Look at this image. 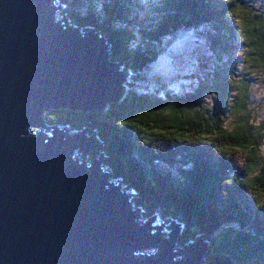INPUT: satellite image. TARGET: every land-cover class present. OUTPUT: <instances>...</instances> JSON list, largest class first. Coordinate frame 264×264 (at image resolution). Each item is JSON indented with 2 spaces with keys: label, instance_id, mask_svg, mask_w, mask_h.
Segmentation results:
<instances>
[{
  "label": "trees",
  "instance_id": "1",
  "mask_svg": "<svg viewBox=\"0 0 264 264\" xmlns=\"http://www.w3.org/2000/svg\"><path fill=\"white\" fill-rule=\"evenodd\" d=\"M57 2L60 15L109 39L128 90L106 113L53 109L45 123L84 137L97 133L105 165L132 192L141 217L175 220L181 241L201 236L205 264H264V86L249 85L251 74L264 80V10L249 0H157L159 14L139 18L138 0ZM167 36L174 43L202 40L212 58H203L200 46L176 54ZM162 48L170 58L160 55ZM235 49L242 55L239 74L232 67ZM186 59L199 77H165L155 68ZM105 133L125 142L120 151Z\"/></svg>",
  "mask_w": 264,
  "mask_h": 264
},
{
  "label": "water",
  "instance_id": "2",
  "mask_svg": "<svg viewBox=\"0 0 264 264\" xmlns=\"http://www.w3.org/2000/svg\"><path fill=\"white\" fill-rule=\"evenodd\" d=\"M55 3L0 0V264H204L201 236L188 245L175 220L141 217L103 143L45 123L102 111L127 76L109 39L56 19Z\"/></svg>",
  "mask_w": 264,
  "mask_h": 264
},
{
  "label": "rangeland",
  "instance_id": "3",
  "mask_svg": "<svg viewBox=\"0 0 264 264\" xmlns=\"http://www.w3.org/2000/svg\"><path fill=\"white\" fill-rule=\"evenodd\" d=\"M140 1V3L143 5V9L142 10H140L139 11V13H138V17L140 18H144V16L146 15L145 13H147L148 11H150L151 10V12H153L154 13V16H155V14H159V12L157 11V8H158V5H157V0H139ZM250 2H251V4L253 5V6H255L257 9H259V10H264V0H249ZM55 5H59V3L57 2V3H55ZM54 5V6H55ZM64 7L63 6H61V4H60V10H62ZM60 10H57L58 12H57V14H56V19H58V17H60V14H58L59 12H60ZM140 15V16H139ZM66 16L68 17V19L70 20V22L72 23V24H74V25H78V26H80V25H82V24H80L79 22H75L74 21V19H76V17L75 18H72V17H70L68 14H67V12H66ZM153 16V17H154ZM74 21V22H73ZM82 26H86V25H82ZM166 38H168V41H165V43H168V45H170L171 43L173 44L174 43V38H173V36H171V37H169V36H167ZM174 50L176 51V54H179V51H184V48L186 47V46H188V47H190V48H192V46L195 48V47H197V46H200L198 49H199V52L200 53H202V55L201 56H203V58H204V55L205 56H207L208 57V55H210V57L212 58V55L213 54H210L209 52H208V50H209V48L208 47H206L205 46V43L202 41V40H198L197 38H194L193 39V37H188V38H183V40H177V41H175V43H174ZM190 50H188V52H189ZM159 52H160V55H163V53H164V56H167V58H170V55H169V53H168V51L167 52H165V50H164V48H162V49H159ZM238 51H237V49H235L234 50V59L235 60H233V62H232V67H233V69H234V71L235 72H237L236 74H239L240 73V64H241V57H242V55L240 54V53H237ZM186 52H183V54H185ZM164 56H162V57H164ZM161 57V58H162ZM213 60H210L209 61V63H208V65H207V67L211 64V62H212ZM212 66V65H211ZM157 67V68H156ZM155 68H156V70L158 71V72H162V74H163V76H165V77H170V75H169V73H172V76H175V75H178V74H181V73H186V72H189V73H192V74H194V77H199V73L196 75V72H197V70L195 69V67L194 66H192V64H190L188 61H187V59L186 60H183V61H181L180 63H176V64H170V63H168V62H163V61H160V63H159V66H158V64H157V66H155ZM126 71V70H125ZM127 72V71H126ZM188 77H190V76H188ZM251 78V82H250V86H253V87H255V85L257 86V88L259 89V90H263L262 89V87L261 86H264V84H263V79L262 78H257L258 76H256L255 74H251V76H250ZM126 78V81H127V76L125 77ZM126 81H124V83L122 82L121 83V85H120V87L122 88L123 87V90H124V94H125V92L128 90V89H126L125 88V82ZM194 85H197V84H194ZM132 86H134V84H132ZM159 86H160V89H161V84L159 83ZM194 87V86H193ZM139 90L140 89H132L131 91H134L135 93L136 92H139ZM181 91V87L180 86H178V90H177V92H180ZM140 92H142V91H140ZM176 92V93H177ZM124 94L120 97V98H118V100H116V101H113V102H111V104L112 105H114L115 103H118V102H120L123 98H124ZM260 94H263V92H260L259 93V95ZM162 95V94H161ZM261 102L264 104V96L262 97V99H261ZM107 104V103H106ZM108 106V105H107ZM105 107H106V105H105ZM74 110H78V109H74ZM106 110H107V108L106 109H103L101 112H103V113H106ZM78 111H81V110H78ZM81 112H83V113H85V111H81ZM109 128H111V127H109ZM97 134V133H96ZM96 134H95V132H93V136L98 140V141H100L101 143H103L100 139H98L97 137H96ZM104 137H106V142H114V145L117 147V149H118V151H120L119 149H120V147L122 146V144H124L125 142L123 141V140H120V141H117V140H115L114 139V137L113 136H109L108 134H104ZM111 138H113L114 140L112 141V139ZM104 145V144H103ZM140 146V145H139ZM143 146V144H141V148H143L142 147ZM145 147H147L148 145L146 144V145H144ZM264 148V147H263ZM76 149H79L78 147L76 148ZM75 149V150H76ZM170 150H168V152H169ZM76 153L78 154V155H80L81 154V152H80V149L79 150H76ZM85 156H87V155H85ZM174 156V153L172 154V157ZM166 166L165 164H161V166ZM166 167H168V166H166ZM178 167L181 169L182 167H181V165H178ZM164 171H166V170H164ZM232 197V194H230L229 195V197H228V199H230ZM181 231H182V229H181ZM185 240V242L187 243V244H190L191 242L190 241H192V239H190V238H185L184 239ZM193 243V242H192Z\"/></svg>",
  "mask_w": 264,
  "mask_h": 264
},
{
  "label": "bare ground",
  "instance_id": "4",
  "mask_svg": "<svg viewBox=\"0 0 264 264\" xmlns=\"http://www.w3.org/2000/svg\"><path fill=\"white\" fill-rule=\"evenodd\" d=\"M139 1V0H138ZM140 2V1H139ZM120 66H121V63H120ZM93 110V109H92ZM91 110V111H92ZM195 239V238H194ZM191 244V243H190ZM203 244L205 245V247H204V250H203V253H202V255H203V257L205 258V253L207 252V245L204 243V241H203ZM178 245H180L179 244V242H178ZM189 245V244H188ZM185 246V245H184ZM183 246H181L180 248H182ZM206 248V249H205ZM204 264H205V262H204Z\"/></svg>",
  "mask_w": 264,
  "mask_h": 264
}]
</instances>
